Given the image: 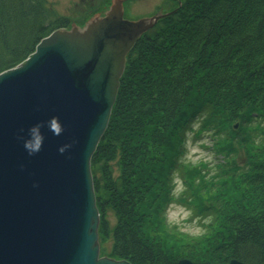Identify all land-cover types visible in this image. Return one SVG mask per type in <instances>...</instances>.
<instances>
[{
	"label": "trees",
	"instance_id": "obj_1",
	"mask_svg": "<svg viewBox=\"0 0 264 264\" xmlns=\"http://www.w3.org/2000/svg\"><path fill=\"white\" fill-rule=\"evenodd\" d=\"M166 3L177 10L128 53L91 159L100 255L131 264H264V142L253 136L264 135V0ZM84 23L59 16L48 0H0V74L52 32ZM195 124L196 136L209 133L216 173L182 162ZM175 170L178 201L209 218L199 238L166 224Z\"/></svg>",
	"mask_w": 264,
	"mask_h": 264
},
{
	"label": "water",
	"instance_id": "obj_2",
	"mask_svg": "<svg viewBox=\"0 0 264 264\" xmlns=\"http://www.w3.org/2000/svg\"><path fill=\"white\" fill-rule=\"evenodd\" d=\"M123 3L0 74V264H131L100 256L91 159L128 53L171 13L129 21Z\"/></svg>",
	"mask_w": 264,
	"mask_h": 264
},
{
	"label": "rangeland",
	"instance_id": "obj_3",
	"mask_svg": "<svg viewBox=\"0 0 264 264\" xmlns=\"http://www.w3.org/2000/svg\"><path fill=\"white\" fill-rule=\"evenodd\" d=\"M48 2L54 7L59 16H67L71 19V23L75 21L83 23L92 15L103 13L110 0H48ZM170 9L171 7L167 5L166 0H125L123 5L124 18L129 21L144 19L156 13L168 12L173 14V12H169ZM197 130L198 124H195L191 130L185 132L182 162L190 167L204 162L210 168H213V173H216L217 169L213 167V164L218 161V158L210 150L209 133L204 132L198 137L196 136ZM253 136L256 143L261 144L264 142V135L254 133ZM178 170H180V167ZM178 174L179 172L175 170L172 177L174 188L171 187L170 192L173 201L164 211L165 221L168 228L175 230L178 235L182 233L189 235L190 238H199L207 232L209 218L207 217L206 220L201 221L190 206L186 207L178 201L183 188L181 176ZM101 257L106 256L101 255Z\"/></svg>",
	"mask_w": 264,
	"mask_h": 264
},
{
	"label": "bare ground",
	"instance_id": "obj_4",
	"mask_svg": "<svg viewBox=\"0 0 264 264\" xmlns=\"http://www.w3.org/2000/svg\"><path fill=\"white\" fill-rule=\"evenodd\" d=\"M168 6H169V5H168ZM170 7H173V6H170ZM176 10H177V9H170L169 11H170V12H173V14H174V12H176ZM158 22H159V21H158ZM158 22H157V23H158Z\"/></svg>",
	"mask_w": 264,
	"mask_h": 264
},
{
	"label": "clouds",
	"instance_id": "obj_5",
	"mask_svg": "<svg viewBox=\"0 0 264 264\" xmlns=\"http://www.w3.org/2000/svg\"><path fill=\"white\" fill-rule=\"evenodd\" d=\"M26 147H27V145H26Z\"/></svg>",
	"mask_w": 264,
	"mask_h": 264
}]
</instances>
